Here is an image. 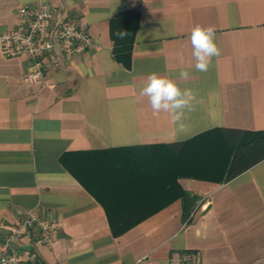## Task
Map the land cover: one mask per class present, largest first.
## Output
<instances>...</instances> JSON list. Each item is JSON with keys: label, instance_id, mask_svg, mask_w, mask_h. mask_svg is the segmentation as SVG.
I'll list each match as a JSON object with an SVG mask.
<instances>
[{"label": "crops", "instance_id": "1", "mask_svg": "<svg viewBox=\"0 0 264 264\" xmlns=\"http://www.w3.org/2000/svg\"><path fill=\"white\" fill-rule=\"evenodd\" d=\"M44 4L62 10L59 21L73 16L93 41L71 57L57 53L34 85L23 82L32 61L4 56L0 44V243L5 226L37 211L59 226L50 246L13 242L29 264H264V159L226 181L179 178L188 199L154 213L158 198L140 188L124 199V215L150 216L119 236L60 161L67 152L176 144L214 129L264 131V0H0V37L17 26L22 6ZM130 10L140 18L126 67L113 53L111 19ZM196 25L213 26L220 49L205 72L192 57ZM152 73L191 91L182 128L140 95Z\"/></svg>", "mask_w": 264, "mask_h": 264}, {"label": "trees", "instance_id": "2", "mask_svg": "<svg viewBox=\"0 0 264 264\" xmlns=\"http://www.w3.org/2000/svg\"><path fill=\"white\" fill-rule=\"evenodd\" d=\"M139 18L138 11L130 10L111 19L113 53L126 67L131 63ZM118 30L128 35L118 39L115 34ZM230 131L239 134L237 144L227 139ZM263 159L264 131L214 129L176 144L67 152L60 161L104 206L113 234L119 236L150 216L124 215L128 212L124 211V199L140 188L147 187L158 198V205L149 210L154 213L177 198L188 199L179 178L226 181Z\"/></svg>", "mask_w": 264, "mask_h": 264}, {"label": "built area", "instance_id": "3", "mask_svg": "<svg viewBox=\"0 0 264 264\" xmlns=\"http://www.w3.org/2000/svg\"><path fill=\"white\" fill-rule=\"evenodd\" d=\"M61 11L49 4L22 6L17 26L0 37L4 56H26L32 61L31 70L23 76L26 84L43 81L48 71L58 64L57 53L71 57L92 44V36L73 16L57 20ZM58 226L56 219H45L37 211H30L18 223L5 226L8 237L0 243V264H29L21 258L13 242L34 237L37 243L50 246Z\"/></svg>", "mask_w": 264, "mask_h": 264}, {"label": "clouds", "instance_id": "4", "mask_svg": "<svg viewBox=\"0 0 264 264\" xmlns=\"http://www.w3.org/2000/svg\"><path fill=\"white\" fill-rule=\"evenodd\" d=\"M115 34L121 40L128 35L122 30H118ZM190 42L192 57L195 60V70L207 71L212 58L220 55V49L215 42V28L196 25L191 31ZM179 77L187 79L189 72L182 69L179 72ZM140 95L148 98L154 113H168L173 124L183 127L181 121L184 113L192 108L193 97L189 89H181L173 79L152 73L141 87Z\"/></svg>", "mask_w": 264, "mask_h": 264}]
</instances>
